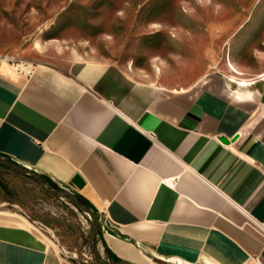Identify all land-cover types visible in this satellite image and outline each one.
I'll list each match as a JSON object with an SVG mask.
<instances>
[{
  "label": "crops",
  "instance_id": "obj_1",
  "mask_svg": "<svg viewBox=\"0 0 264 264\" xmlns=\"http://www.w3.org/2000/svg\"><path fill=\"white\" fill-rule=\"evenodd\" d=\"M0 154L86 198L120 259L264 264V76L168 86L106 60L0 67ZM0 264L63 263L0 212Z\"/></svg>",
  "mask_w": 264,
  "mask_h": 264
},
{
  "label": "rangeland",
  "instance_id": "obj_2",
  "mask_svg": "<svg viewBox=\"0 0 264 264\" xmlns=\"http://www.w3.org/2000/svg\"><path fill=\"white\" fill-rule=\"evenodd\" d=\"M115 62L128 73L185 86L209 69L264 76V0H0V67ZM0 162V212L26 218L63 264H113L101 212L69 190Z\"/></svg>",
  "mask_w": 264,
  "mask_h": 264
},
{
  "label": "water",
  "instance_id": "obj_3",
  "mask_svg": "<svg viewBox=\"0 0 264 264\" xmlns=\"http://www.w3.org/2000/svg\"><path fill=\"white\" fill-rule=\"evenodd\" d=\"M0 162L4 163V164H6V165H8V166H10V167H13V168H15V169L21 170V171H27V172H28V171H31L34 175H36V177H37V178L39 179V181L42 183V180H41V178H40V175H38L37 173H35V172L32 171L31 169H29V168H27V167H23V166L18 165V164H14V163L8 161L7 159H5L4 157H2L1 155H0ZM69 194H70V196L72 197V199L74 200V202H75L78 206L83 207V208H85L86 210L89 209L88 207H86V206L80 204L79 202H77V200H76L75 196L72 194V192H69ZM105 264H106V263H105ZM113 264H134V263H132V262H130V261H128V260L119 259V260L115 261Z\"/></svg>",
  "mask_w": 264,
  "mask_h": 264
},
{
  "label": "trees",
  "instance_id": "obj_4",
  "mask_svg": "<svg viewBox=\"0 0 264 264\" xmlns=\"http://www.w3.org/2000/svg\"><path fill=\"white\" fill-rule=\"evenodd\" d=\"M1 155V154H0ZM2 156V155H1ZM4 157L5 159H7L8 161L16 164L14 161L10 160L8 157H5V156H2ZM48 181V180H47ZM49 184L51 186H57L55 183L51 182V181H48ZM72 194L75 196L77 202H79L80 204L88 207L93 213L97 212V209L84 197H82L81 195H79L78 193L76 192H72ZM106 253L108 256H110L111 258L113 259H116V260H119L120 258L117 257L108 247H106Z\"/></svg>",
  "mask_w": 264,
  "mask_h": 264
}]
</instances>
